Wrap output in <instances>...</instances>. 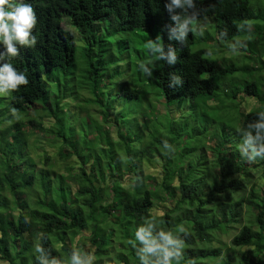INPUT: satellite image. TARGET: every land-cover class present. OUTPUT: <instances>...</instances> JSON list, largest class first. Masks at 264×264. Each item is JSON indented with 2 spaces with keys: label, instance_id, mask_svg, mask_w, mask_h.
<instances>
[{
  "label": "trees",
  "instance_id": "trees-1",
  "mask_svg": "<svg viewBox=\"0 0 264 264\" xmlns=\"http://www.w3.org/2000/svg\"><path fill=\"white\" fill-rule=\"evenodd\" d=\"M23 2L33 7L37 17L30 43L21 45L13 40L18 55L11 57L0 37V68L11 65L18 74L23 72L29 81L17 90L0 91V262L80 264L83 257L76 247L83 246L79 242L75 247L73 242L79 232L92 224V233L88 237L95 245L96 260L92 264H117L111 258L114 251L118 264H155L160 257L145 251V243L137 237L140 229L151 232L152 237L161 243V231L171 236L175 243L169 248L178 253L171 257V264H264V185L263 194H256L255 198L242 197L238 201L245 200L250 204L252 222L241 227L227 249L213 244L214 234L227 231L232 226L230 224L238 220L236 207L222 201V197L231 201L238 190L240 181L232 175L246 173L255 166H260L264 174V128L258 127L264 124V110L253 108L247 112L240 108L241 112L236 116L230 114L229 117L233 116L229 124L234 127L232 131L225 122L222 126L215 122L216 113L227 108L240 92L264 102V91L257 81H252L242 86L223 82L218 92L219 78L238 72L240 67L235 61L225 65V60L233 54L217 56L213 51L233 49L236 41L242 55L248 45L263 49L257 40H264V25L253 29L254 24L248 21H264V0H180L179 5L175 0ZM9 3L14 5L17 0H9ZM64 15H69L73 26L84 35L88 42L83 46L87 48V54L93 51L101 34L95 29L98 23H108L107 33L115 34L118 39L122 34L125 37L134 35L141 43L154 38L158 45L152 52L150 46L145 48L135 41L133 50L124 51L117 61L123 64L129 61L128 68L124 65L112 68L115 58L101 63L91 61L88 75L92 80L89 90L93 98L87 99V103L103 105L105 119L109 120L112 116L109 110L120 96L125 97L130 106L135 99L140 101L147 94H154L158 112L165 102L172 106L189 101L193 114L199 112L197 101L200 99V106L215 110V114L206 121L208 130L204 133L197 115L195 135L198 145L204 147L206 135L211 134L210 149L215 162L204 163L202 157L193 161L187 154L174 167L166 153L163 155L161 151L166 147L164 140L167 136L151 133L155 140L152 143L157 144L150 143L149 150L152 153L157 151L166 160L163 177L158 180L145 174L141 159L131 160L130 164L121 161V157L127 154L124 150L129 143L126 141L120 148L123 155L120 150L114 155L115 144L109 138L108 154L103 152L105 147L102 146L97 151V143H102L104 137L102 139L96 126L95 132L91 133L94 136H91L90 146L82 148L76 143L69 130L73 118L71 121L67 102L81 103L80 93L64 96L61 77L75 64L79 45L75 32L64 26ZM186 20L190 22L186 23ZM244 22L249 24L243 26ZM204 24L213 27V34L208 33ZM182 27L186 31L185 37H181ZM196 32L203 42L194 48ZM146 34L152 38H146ZM32 36L36 37L34 45L31 44ZM99 55L104 57L103 47ZM119 69H124L121 71L127 73L129 81L124 82L116 93H109L116 89L117 79L114 78L121 72L116 73ZM133 69L136 75L131 82L130 71ZM50 76L56 82L53 87L47 81ZM127 105L120 110L127 109ZM44 113L48 116L46 121ZM45 123L57 125L61 138L57 151L62 157L67 161L78 157V174L73 173L75 166L67 165L66 172L52 175L43 168L49 166L48 154H44L42 164H37L30 155V145L38 142L37 135L49 136L48 133L54 131V128L44 129ZM189 124L181 131V137L185 131L189 132ZM116 127L121 134L120 126ZM81 131L87 139L84 126ZM129 134H132L130 130ZM243 141L246 146H240ZM215 168L217 172L212 174L211 170ZM122 169L127 172L125 175L120 171ZM106 172L110 180L105 177ZM106 182L110 184L104 186ZM34 190L41 193L35 196ZM160 202L169 204L170 210L155 216L153 208ZM185 203L188 207L181 211ZM122 222L126 226L133 223L135 232L130 241L114 247L118 236L116 227ZM28 236L35 240L34 246L26 241ZM199 243L201 247H196ZM244 247L249 250L243 251Z\"/></svg>",
  "mask_w": 264,
  "mask_h": 264
},
{
  "label": "rangeland",
  "instance_id": "rangeland-1",
  "mask_svg": "<svg viewBox=\"0 0 264 264\" xmlns=\"http://www.w3.org/2000/svg\"><path fill=\"white\" fill-rule=\"evenodd\" d=\"M248 22L254 24L251 27L253 29H258L257 26H261V24L264 25V21L262 19H257ZM248 22H244L242 23V25L247 26ZM64 26L75 32V36L79 45L76 53L75 64L66 69V73L61 77V84L63 87L64 96L72 92L80 93L79 98L81 103H72L70 100H68L67 102V107L71 109L68 112L70 120L72 121L73 118L72 129L69 130L72 131V138L76 140V143H78L82 148L87 145L90 146L91 136H94L91 133L95 132L94 127L96 126L97 128H99V133L102 134V139L104 137V141L102 143H97V151H99L101 149L100 146H102L105 147L103 152L108 154L109 147L107 148V138H109L111 142L115 144V155L116 153H118V150L122 148V142L125 143L126 141L129 143V145L126 146V150H124L127 151V154L125 156H122L123 153L120 150V152L122 153L121 161L130 164L131 160L137 161L138 159H141L142 167L144 169L145 174L154 176L158 180H161L163 177V168L164 164L166 163V160L163 156H160L157 151L152 153L149 150L150 143L157 144L156 142L152 143L155 140L151 137V133L167 136L164 140V142L166 143V147H162L161 151L163 152V155L164 152L166 153V156L169 158V161L174 164V167H176L178 161H180L182 158L185 159L187 154L188 159L191 158L193 161H198L199 158L202 157L204 163L212 164L215 162V157L213 156V153L210 149V146H212V143L210 142L211 134L208 133L206 135L204 147H200V145H198L197 136L195 135L196 128L194 125L197 119V115L200 118L201 122V124H198L201 127L202 132L204 133L208 130L206 121L209 119V117H214L215 114V110H205L203 106L201 107V103H199L200 99L197 101L200 108L199 112L198 114H193V107L189 101H181L172 106H169V104L165 102V106H163L161 110L159 109L160 112H158L155 107V104H157V100L154 94H147V97L143 98L140 101L135 99V101H133L130 106L127 105L125 97L120 96L116 99L115 102H113V109L109 110V115L112 114L109 120L105 119L106 113L103 105H101L100 103H87L86 101L89 98H93V95L89 90L92 87V80L91 77L88 75V69L91 61L101 63V61H112V59L115 58V64L112 65V68H122L119 65H124V68H128L129 61H127L125 64H123L121 61L117 63L124 51L131 52L134 48V42L136 41L139 44L143 45L145 48L146 45L150 46L149 48L152 50V52H154L157 49V43L154 38L148 40L149 42L143 40V42L141 43V40L139 38L136 39V36L134 35L130 37H125V35L122 34V38L118 39V36H115V34L107 33L106 29L108 26H110L108 23H98L96 24L95 29L98 33L101 34L99 36V39L95 42V47L93 48V51L87 54V48L84 49L83 46H85L88 42L86 41L84 35H82L73 26L69 15H64ZM203 26H205V29L208 30V33L210 32L211 34H213L212 32H214V30L212 26H207L205 24ZM198 30V32H200L199 28ZM145 36L146 38H152L149 34H146ZM200 39V36H197L196 32V44L194 45V48H196V45H200L199 43L203 42L202 39ZM103 40L105 42L101 44ZM257 41L261 42V47L263 49H259L260 46L255 47L248 45L247 48L244 50V55H242L243 51L239 49V44L237 41L234 42V45L232 47L233 49L218 48L213 51V53H215V55L217 56H222L223 54H226L227 56L229 54L230 56L233 54L231 57H228L225 60V65L230 64L232 61H235L240 67L238 72H234V74H228L222 78H219L217 87L218 92L221 91V85L223 82H232L235 85L242 86L245 82L252 81H257L259 88H262L264 91V76L261 77L262 74L264 75V40L261 41L259 39ZM102 47L103 52L105 53L103 58H101L99 55V50H101ZM121 70L124 69H119L116 73H119ZM130 74L132 76L131 82H134L136 75L134 69L130 71ZM107 76H105V78ZM111 76L112 73L110 74V77ZM116 79V89H112L109 93H116L124 82L129 81V77L127 73H125V71H121L118 75H116L114 80ZM47 81L50 83V87L55 86L56 82H54L53 77L50 76L49 80L47 78ZM109 82H111V79ZM114 82L115 81L112 80V83ZM238 96L239 97L236 98V100L232 99L231 103L227 104V108L216 113V115L218 116V118L215 117L216 125L222 126L226 123V125H228L229 129L232 131L234 127H231V125L229 124L232 123L231 119L233 116L229 117L230 114H234V116H236L238 112H241L240 108H243L247 112L253 108L264 110V102H261L262 100L258 101L256 97L243 94V92H240ZM143 102L145 103L144 107L141 106ZM185 102H188V104H186ZM126 105L127 109L121 111L120 109H122ZM131 107L132 110L130 109ZM141 107L142 109L139 112V109ZM183 110L187 111L183 113ZM204 117H207V119L202 120V118ZM43 119L44 121L48 119L46 113L43 114ZM122 124L124 125L122 126ZM174 124L177 125V129H175L176 127ZM188 124L190 126L189 132L185 131L183 136L181 137V131L185 129ZM83 126L87 132V139H85L82 135L81 130ZM116 126H120L122 130L121 134L118 131L119 127ZM49 128H54V131L51 130L52 132L48 133L49 136L39 134L37 135L38 142L35 144L31 143L32 145H30L29 148L30 155L34 157L37 164H42L44 161V154H48L50 157L49 166H43V168H45L47 172L50 171L52 175H54L56 172H66L67 165L75 166L73 173L78 174L80 170V166L78 164V157H72L71 161L65 160L62 155L57 151V148L61 146V138L58 135L59 130L57 128V125L52 124L50 126L49 123H45L44 129ZM129 130L132 134H129ZM166 131L170 132V134L166 133ZM106 134L108 135V137H106ZM129 135L130 138L128 137ZM50 136H52L53 138ZM240 146H246V144H244V141L241 143ZM66 147L70 148L68 145H66ZM120 171L122 172V174L124 173V175L125 173H127L124 169ZM211 172L212 174H216V168L212 169ZM105 177L107 178V180H110V178H108V172L105 173ZM232 178H235L240 181L238 190L232 196L233 198L231 201H227L225 197H222V201H226L225 203L231 207H236V210L239 213L238 220L230 224L232 226H230L227 231H220L219 234L213 235L215 239V241L213 242L214 246L219 244L222 245L224 249H227L231 246L233 236L241 230V227L245 224H250L253 220L252 216H250V204L245 200L241 203H238L239 199L242 197H244V199H247L249 197L255 198L256 194H263L262 186L264 185V174L260 166H255L246 173H235L234 175H232ZM203 180H205V178ZM109 184V182H106L104 186H108ZM34 191L33 192L35 196L41 193L40 190ZM5 193H7V195L11 198V194L8 190H6ZM28 193L26 194V196H28ZM185 204L181 208V211H185L187 209V203ZM167 210H170V205L160 202L154 206L152 213L155 216H160L167 212ZM15 214L16 211L14 210L13 215ZM91 227L92 224L85 227L84 230L77 234L73 242V245L75 247L79 242H81V246H83L76 247L78 253H81V257H83L80 264H92L96 260L94 256L95 245L92 244L91 241L88 239V237L92 233ZM116 230V235L118 234V236L115 237L117 241H115L114 247H117L119 243H127L128 241H130L132 236L134 235L135 226L133 225V223H130L128 226H126V223L123 224L122 222L121 224H119V226L116 227ZM26 241L32 243L33 246L34 243H36L35 240L33 241V238H30L29 236L28 238H26ZM19 242L22 243L21 241ZM196 247H201V243L196 245ZM248 250V247L243 248V251ZM114 253L115 251L113 252L111 258L118 264L119 261H117V259L113 256ZM0 264L5 263L0 262Z\"/></svg>",
  "mask_w": 264,
  "mask_h": 264
},
{
  "label": "clouds",
  "instance_id": "clouds-1",
  "mask_svg": "<svg viewBox=\"0 0 264 264\" xmlns=\"http://www.w3.org/2000/svg\"><path fill=\"white\" fill-rule=\"evenodd\" d=\"M175 3L179 5L180 0H175ZM187 22L190 21L186 20ZM36 23L37 17L30 4L24 3L23 0H17V3L13 5L9 3V0H0V37L6 44L7 53L11 57L18 55L12 41L16 40L21 45L29 44V37ZM185 35L186 31L182 27L181 37H185ZM35 42L36 37L32 36L31 44L34 45ZM170 59H174V57H170ZM28 83L29 81L25 78V74L23 72L18 74L17 70H14L11 65L6 64L3 68H0V91L4 89L17 90L19 86L27 85ZM258 127L264 128V124H260ZM137 237L145 243L146 252L156 253L160 257L155 264H171V257L178 255V253H174L169 248L175 241L164 231L160 232L162 243L153 238L151 232H145L143 229H140Z\"/></svg>",
  "mask_w": 264,
  "mask_h": 264
}]
</instances>
